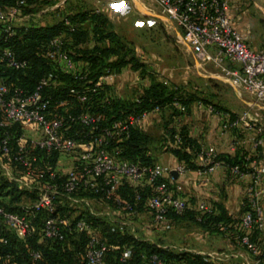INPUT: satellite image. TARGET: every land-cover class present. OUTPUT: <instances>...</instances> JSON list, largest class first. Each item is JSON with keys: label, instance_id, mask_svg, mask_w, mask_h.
Listing matches in <instances>:
<instances>
[{"label": "built area", "instance_id": "built-area-1", "mask_svg": "<svg viewBox=\"0 0 264 264\" xmlns=\"http://www.w3.org/2000/svg\"><path fill=\"white\" fill-rule=\"evenodd\" d=\"M28 1L15 0L13 6H0V43L11 39L16 23L27 17L21 13ZM44 1L49 5L54 0ZM151 1L160 15L179 29L182 41L198 60L212 63L223 72L231 87L244 91L259 108H264V48L254 50L247 45L232 23L227 0ZM48 10L50 8L45 7L33 15ZM64 21L69 25L66 19ZM44 57L53 69L43 75L32 90L0 81V175L16 188L32 191L35 195L34 203L18 212L0 205V225L22 242L37 236L41 240L62 241L66 234H83L86 237L83 260L86 264H104L109 245L99 228L84 218L71 219L58 208L83 207L93 216H100L101 213H93L90 206L93 201L105 205L103 214L110 219L112 233L124 234L128 230L135 239L146 241L136 235L128 220L111 218L113 209L126 215L135 214V206L140 201L139 195H135L134 202L121 200L120 187L124 183L149 185L151 194L146 200V209L156 227L170 230V215L180 216L188 209L187 202L177 193L179 187L174 185L172 172L178 176L186 168L133 163L120 157L117 149L112 155L111 143L127 139L132 129L149 113H159V108L105 123L102 114L87 109L76 111L68 100L53 102L46 90L56 84V73L71 74L77 80H86L87 75L77 69L65 48L63 35L47 41ZM0 68L24 71L28 62L17 59L14 52L5 47L0 49ZM116 77V73L107 70L91 86L82 84L79 90H71L70 96L86 105L89 93L111 85ZM208 108L215 111L212 105ZM251 109L244 110L224 127L255 128L260 115ZM176 139L179 142V138ZM252 145L255 150L260 149L264 146L263 138H255ZM216 156L212 150L201 149L196 164L205 169L197 171H213L222 163L213 162ZM245 159L249 172H241L238 166L229 168L236 178L250 175L252 184L246 189L242 205L245 210L236 225L239 233L226 235L231 226L222 227L225 235L221 236L230 242L225 253L205 254L184 247L155 245L166 251L201 255L206 262L215 264H264V186L261 185L264 166L256 159ZM200 210V216L211 213L205 204ZM6 243L7 238L0 231V247ZM131 255V248L125 247L120 260L126 261ZM141 257L147 264H169L156 254H142ZM29 258L36 262L41 255L31 250Z\"/></svg>", "mask_w": 264, "mask_h": 264}, {"label": "trees", "instance_id": "trees-1", "mask_svg": "<svg viewBox=\"0 0 264 264\" xmlns=\"http://www.w3.org/2000/svg\"><path fill=\"white\" fill-rule=\"evenodd\" d=\"M14 3L15 0H0V6H13ZM43 4H46L44 0H29L21 15L32 14ZM64 19L68 21L69 25H65ZM61 24L64 33L60 32L58 27L15 26L14 36L6 43H0V49L9 48L14 52L17 59L28 62V68L19 72L0 68V81L32 90L40 78L53 69L50 62L44 57L47 41L52 37L63 35L68 54L76 63L77 69L86 74L87 78L86 80H77L71 74L56 73V84L46 90V95H49L53 102L68 100L72 104H78V110L73 105L76 111L87 109L92 113H100L105 117V123L123 119L128 115L140 116L158 107L159 113L163 114L161 121L162 134L156 142L137 126L131 130L127 139L120 143H111L110 153L115 154L117 149L120 157L142 165L156 163L153 158L154 152L170 153L183 162L186 170H204L205 168L196 164V157L201 150L198 143L188 136L185 128L176 131L170 127L172 120L181 114L175 104L188 111L193 102L200 101L199 97L177 87L170 88L152 78L150 79V85L144 88L135 98L112 99L108 96L110 85H105L95 93H89L86 105L80 104L70 96L71 90H79L82 84L91 86L107 70L120 74L121 70L126 67L138 72L140 78L143 79L147 75L146 67L136 57V54L118 38L113 31L111 20L103 13L88 10L64 17ZM214 108L217 111H222V109ZM233 118L234 116L230 114V119ZM176 137L179 138V142H177ZM245 158L244 155H236L235 157L217 155L213 162H222L228 168L238 166L241 172H249L250 169ZM1 190L3 189L0 187V194ZM150 194L151 187L149 185L142 186L138 184L136 186L133 183H124L118 191L121 200L127 202H134L135 195L140 196V201L135 206V214L147 210L145 204ZM0 205L9 211H20V208L11 209L3 204ZM65 209L58 208L63 215H66L67 211ZM219 209L221 210L220 215H214L213 213H206L201 216L200 214L195 215V222L203 228L212 229L221 235H225L222 227L231 226L232 221L220 206ZM244 210L245 208L242 207L241 215ZM86 214L82 213L76 219L84 218L92 223L94 227L99 228L101 236L109 245L104 264H147L142 260V254H156L169 264H215L206 262L201 255L160 249L155 244L135 239L128 230L124 234L112 233V224L108 219V222L106 221L108 225H106V222H102L100 218ZM184 214L180 216L170 215V219L174 221ZM198 217H200V220L197 219ZM236 225L233 224L229 229V232L231 231L235 235L239 233ZM0 231L7 238L6 245L0 247V264H86L82 258L86 243V237L83 234H66L62 241L41 240L37 236L22 242L17 240L13 236L14 234L2 225H0ZM125 247L131 248L132 255L130 259L121 261L120 256ZM31 250L39 251L41 258L38 261L33 262L29 258ZM6 255H9L10 258L5 259Z\"/></svg>", "mask_w": 264, "mask_h": 264}, {"label": "crops", "instance_id": "crops-1", "mask_svg": "<svg viewBox=\"0 0 264 264\" xmlns=\"http://www.w3.org/2000/svg\"><path fill=\"white\" fill-rule=\"evenodd\" d=\"M227 1L232 23L239 30L247 45L254 50L263 49L264 0ZM187 49L190 51L188 47ZM206 64L214 67L210 62H206ZM217 71L218 75L228 82L223 72L219 69ZM218 75L217 77L220 78ZM123 80L122 74H118L115 79L118 90ZM150 83V79L148 81H138V84H142L143 89L147 88ZM232 89L236 90L233 87ZM248 98L251 103L243 101L245 106L242 107L240 113L255 106L256 110L254 111H258L260 115L255 128H247L243 125H238L232 129L225 128L224 126L231 121L228 111H217L216 109L212 111L208 108L209 105H204L199 101L193 102L188 111L182 110L180 106H177V110L181 114L172 120L170 127L176 131L185 128L188 136L195 140L202 150H212L216 155H229L230 157L244 155L245 157L256 159L264 166V146L255 150L252 145V141L259 136L264 140V108H259L249 95ZM251 111L254 112L253 110ZM162 116L161 112L149 113L140 122L139 129L147 132L152 126L162 121ZM257 129L261 131L259 132ZM160 134H162V130ZM256 154L257 156L255 157ZM153 158L156 163L169 166L171 169L184 166L183 162L170 153L153 154ZM174 180V185L179 187L177 191L178 195L187 202L188 206L187 212L182 217L172 221V225L174 226L170 230L176 229L177 233L182 236V241L176 246L205 254H213L220 248H227L230 242L223 240L220 233L215 231L211 233V229L203 227L193 228L190 224L192 221H196L194 216L201 212L200 207L202 204H205L214 215L221 214L220 206L226 216L231 219V226L238 224L246 189L252 184V177L244 175L236 178L231 174L228 166L221 163L211 172L186 170L184 173L174 177ZM133 185L137 186L138 184L133 183ZM261 185L264 186V176L261 178ZM262 206L264 210V197ZM144 211L146 210L136 213L133 216V221L130 222L131 224L136 222V226H139L142 232L140 235H144L143 237L138 235V237L151 244L170 245L169 243L172 241L162 235L163 231L166 230L156 228L152 215ZM122 214L121 211L113 209L111 218L117 220L129 219L122 217ZM156 236L160 237V241Z\"/></svg>", "mask_w": 264, "mask_h": 264}, {"label": "rangeland", "instance_id": "rangeland-1", "mask_svg": "<svg viewBox=\"0 0 264 264\" xmlns=\"http://www.w3.org/2000/svg\"><path fill=\"white\" fill-rule=\"evenodd\" d=\"M45 7L50 8V10L39 15H33ZM88 10H95L106 15L111 20L113 31L118 38L136 54V57L146 67L145 79L140 78L139 73L132 71L129 67L123 68L121 74L124 80L121 86H118L119 90L116 88L117 81L109 86L108 96L110 98H135L143 90L142 84H138V81H148L154 78L170 88L177 87L185 92L194 93L197 95L196 97H199V102L204 105H213L217 109L228 111L234 116L232 120L243 112L240 113L242 107L245 106L243 101L251 103L248 94L242 90H233L230 84L218 75L217 69L210 64L201 62L193 53L188 51L180 37L179 29L160 15L151 0H54L49 5L43 4L38 7L32 15H26V18L16 24L18 26L58 27V30L63 32L64 28H62L61 23L64 17ZM84 27L86 26L84 25ZM73 105L78 110V104L73 103ZM251 110H256L255 106ZM161 123L155 124L146 132L154 142L160 138ZM154 154L158 153L154 152ZM0 187L3 189L0 194V204L11 209H21L34 203V192L16 188L1 175ZM93 203L90 206L93 213H101L100 216L95 215V217L100 218L105 223L107 221V216L103 214L106 211L105 205H100L94 201ZM65 210L67 211L65 214L71 219L82 213L93 216L83 207ZM135 215L127 214L125 216L123 213L122 217L129 218V222H132ZM107 222L106 225H108ZM131 225L135 229L136 235L142 233L139 226H136V222ZM190 226L201 228L199 224L193 221ZM210 232L214 231L211 229ZM162 235L172 241L169 243L171 246H176L182 241V236L177 233L176 229L163 231ZM226 235L235 234L230 231ZM140 236L143 237L144 235ZM156 238H159L160 241L159 236ZM226 251L227 248H220L215 253H225Z\"/></svg>", "mask_w": 264, "mask_h": 264}, {"label": "water", "instance_id": "water-1", "mask_svg": "<svg viewBox=\"0 0 264 264\" xmlns=\"http://www.w3.org/2000/svg\"><path fill=\"white\" fill-rule=\"evenodd\" d=\"M172 174L174 175V177H177V173L175 171H173Z\"/></svg>", "mask_w": 264, "mask_h": 264}]
</instances>
